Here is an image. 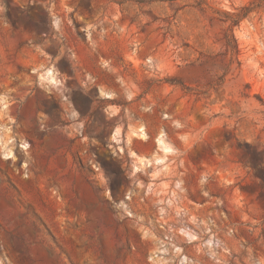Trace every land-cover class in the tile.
Segmentation results:
<instances>
[{
    "label": "rangeland",
    "instance_id": "obj_1",
    "mask_svg": "<svg viewBox=\"0 0 264 264\" xmlns=\"http://www.w3.org/2000/svg\"><path fill=\"white\" fill-rule=\"evenodd\" d=\"M0 97V264H264V0H0Z\"/></svg>",
    "mask_w": 264,
    "mask_h": 264
},
{
    "label": "bare ground",
    "instance_id": "obj_2",
    "mask_svg": "<svg viewBox=\"0 0 264 264\" xmlns=\"http://www.w3.org/2000/svg\"><path fill=\"white\" fill-rule=\"evenodd\" d=\"M42 78H43V81H48L49 83L55 85L56 87L61 84V81L58 79V73H56L54 71V69H49L44 75H42ZM106 99H113V97L111 95H107L106 94ZM0 102L3 103L4 105L6 104V101L4 100L3 97H0ZM1 129L2 128L0 127V130ZM140 132H143V130H140L139 132L132 133L133 135L131 137V140L133 138H136V136L137 137L139 136V138L145 139V136H146L145 133L143 132V134H142ZM157 143H158L159 149L161 151L165 152V154L163 156H161V157L158 156V157L151 158V159H148V158H144L143 159V158H141V160H142L141 164L148 165V166H152V165H155V164L156 165H162V164L164 165V163L166 161V156H168L166 154L173 152L172 151L173 149L171 148L172 147L171 144H169L168 141L166 140L165 135H161L158 138ZM23 146L27 149V145L26 144L25 145L23 144ZM156 258H159V256L154 257V260ZM189 262H190V259L184 256L183 259H182V263L181 264H189Z\"/></svg>",
    "mask_w": 264,
    "mask_h": 264
},
{
    "label": "trees",
    "instance_id": "obj_3",
    "mask_svg": "<svg viewBox=\"0 0 264 264\" xmlns=\"http://www.w3.org/2000/svg\"><path fill=\"white\" fill-rule=\"evenodd\" d=\"M171 1H176V0H171ZM198 5L202 6L204 3V0H197ZM253 9L249 7H243L238 13H222L224 16V22H231V27L238 26L241 21L246 19L249 15L250 12H252ZM234 39V37L232 36Z\"/></svg>",
    "mask_w": 264,
    "mask_h": 264
},
{
    "label": "built area",
    "instance_id": "obj_4",
    "mask_svg": "<svg viewBox=\"0 0 264 264\" xmlns=\"http://www.w3.org/2000/svg\"><path fill=\"white\" fill-rule=\"evenodd\" d=\"M20 148L24 151H27V149L23 146V145H20ZM16 150L17 148L16 147H13V154L15 155L16 153ZM14 155H11V154H7V157L8 159H13L14 158ZM213 241V240H212Z\"/></svg>",
    "mask_w": 264,
    "mask_h": 264
}]
</instances>
